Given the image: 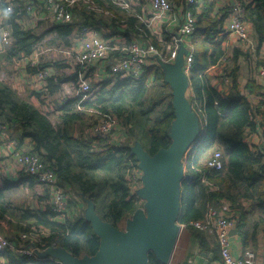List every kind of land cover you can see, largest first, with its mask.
I'll use <instances>...</instances> for the list:
<instances>
[{
	"label": "trees",
	"instance_id": "trees-1",
	"mask_svg": "<svg viewBox=\"0 0 264 264\" xmlns=\"http://www.w3.org/2000/svg\"><path fill=\"white\" fill-rule=\"evenodd\" d=\"M98 1L109 3V0ZM171 1L177 4L183 2ZM202 1L206 3L205 0ZM252 1L253 6H244L243 15L245 13V18L254 24L258 39L262 42L264 0ZM114 11L121 20L126 21L124 25L136 30V18L120 14L118 10ZM202 16H197V26ZM14 17L16 11L7 19L11 23L13 42L5 53H0V68L3 61L14 64L16 59L31 54L46 33L50 35L49 44L58 40L59 44L67 46L68 36L75 26L74 23L56 25L39 35L36 34V28H23L14 22ZM85 17L88 19L86 14ZM202 34L206 36L202 37ZM209 35L208 31H198V27L194 35L199 37L201 43L200 48L194 51L195 60L189 79L191 96L197 99L193 108L196 114L200 113L201 118L197 114L200 122L199 133L186 151L187 155L191 152L184 161V176L180 185L181 207L177 222L187 223L201 219L209 205L217 207L218 203L225 201L234 205V214L241 218L238 217L237 228L240 226L242 236L248 239L249 230H246V222L244 223L247 212L242 209L241 200H253L262 209V214L256 217L251 229L255 230L257 226L264 225V145L253 148L248 141L253 132L264 134L263 127L262 131L259 130L257 118L259 108L264 109V93H255L257 85L254 81L248 82L247 90L238 89L240 67L237 57L240 52L237 48L233 49L232 60L225 66V74L217 77V80H223L226 76L229 79L228 85L225 89L215 86L204 71L209 65L219 63L226 52L220 40L215 41ZM260 64L264 66V60ZM50 65L57 69L45 79V91L51 97L60 91L62 82L76 81L80 66L73 73L66 74V63H51L40 59L37 66L27 65L25 68L33 74L39 68ZM150 84L164 85L160 67L147 68L138 79L118 76L108 78L100 83L91 97L83 98L78 95L58 106L55 109L57 122H53L49 113L41 112L30 102L29 97H22L11 85L0 79V117L9 126L18 128L20 142L24 138L30 139L35 152L51 164L61 183L74 187L84 201L85 198L93 201L95 212L100 218L118 228L127 218L143 208L140 199L128 198L127 174L136 166L129 146L138 141L144 147L139 132L147 137L148 144L144 148L151 155L170 144L169 131L174 119L171 100L163 104L159 99V92L152 93L149 98L147 91ZM30 93L32 96L42 95L36 91ZM248 95H259L261 99L253 104ZM75 101L76 106L72 107L71 104ZM104 116H114L123 125L127 134L124 145L109 147L99 139L86 137L82 129L78 130L80 135L75 134V125L87 127ZM217 146L222 148L224 166L221 170L206 166L207 160L216 150L213 148ZM55 216L54 212L42 207L31 209L12 205L0 188V218L14 227L16 235L29 231L33 225L43 230V235L36 242L41 249L63 248L76 257L96 253L99 237L85 220L84 212L79 217L61 221L56 220ZM187 228L205 249L207 236L213 235L192 227ZM214 239L216 240L215 237ZM214 239L211 251L216 256L219 244ZM5 255L6 259L11 260L9 264H62L54 257H46L40 262L32 257L22 256L14 260L7 253ZM149 264L163 263L150 253Z\"/></svg>",
	"mask_w": 264,
	"mask_h": 264
},
{
	"label": "built area",
	"instance_id": "built-area-1",
	"mask_svg": "<svg viewBox=\"0 0 264 264\" xmlns=\"http://www.w3.org/2000/svg\"><path fill=\"white\" fill-rule=\"evenodd\" d=\"M196 2L197 0H183L180 4L171 0H109V3L98 0H0V9L11 6L13 12L16 11L14 22L27 29L42 27L41 33L56 25L75 24L68 36L70 43L65 46L68 48L61 50V62L67 64L64 69L66 74L73 73L77 66L80 68L76 81L62 82L57 98L47 99L46 104L56 109L78 95L83 98L91 97L100 83L108 78L118 76L138 79L147 68H161V63H172L180 47L184 48L182 69L189 79L195 60L191 40L197 31L193 13ZM113 9L118 10L120 14L136 18V30L124 25L126 21L121 20ZM243 11L244 7L240 3H233L227 30L240 41H247ZM7 19L0 15V46L5 50L13 42L11 23ZM57 51L58 49L51 46L42 47L40 42L31 54L16 59L15 63L17 66L22 63L25 67L37 66L43 56L54 57ZM47 60L51 63L58 61L48 58ZM229 61L225 56L220 60L223 64L221 77L225 74L224 69ZM220 62L217 64H221ZM25 67L19 70V75L30 77L34 91L44 92L46 77L55 73L53 66L39 68L33 74L27 72ZM258 72L260 77H264V66L260 67ZM228 82L229 79L225 76L222 83L226 85ZM8 129V123L1 121L0 188L2 180L12 166L19 173L35 180L33 195L40 198V207L55 213L56 220L83 215L85 201L80 193L57 179L54 168L35 152L28 139L20 142L17 137L8 134ZM82 131L86 137L99 139L113 148L124 145L127 139L125 128L114 116L101 117ZM75 134L80 135L78 132ZM206 166L221 170L224 166L222 152L214 150ZM127 178L128 198L140 199L143 204L144 200L137 194L142 185V171L137 167V163L128 172ZM177 224L179 232L192 227L216 238L220 259L214 264H255L252 252H247L242 257L232 254L230 232L236 230L239 219L227 213L225 209L209 205L201 219ZM41 235L43 230L33 225L29 231L16 235L14 230L8 231L6 225L0 223V254L7 253L14 260L25 256L42 262L45 258L38 254L45 249L36 244ZM6 262L10 263L11 260L7 259ZM261 264H264V259Z\"/></svg>",
	"mask_w": 264,
	"mask_h": 264
},
{
	"label": "water",
	"instance_id": "water-1",
	"mask_svg": "<svg viewBox=\"0 0 264 264\" xmlns=\"http://www.w3.org/2000/svg\"><path fill=\"white\" fill-rule=\"evenodd\" d=\"M184 48L180 47L172 63H161L163 81L170 87V144L149 154L135 141L129 146L137 167L142 171L138 196L143 209L125 220L121 230L102 220L93 201L85 198L84 218L99 237V248L93 255L76 257L63 248H48L38 255L54 257L62 264H149V254L168 264L179 233L177 218L181 207L180 185L184 176L182 157L199 133L200 122L188 99L189 79L182 69ZM232 234L236 230H232ZM197 260V261H196ZM208 264L203 254L193 264Z\"/></svg>",
	"mask_w": 264,
	"mask_h": 264
},
{
	"label": "crops",
	"instance_id": "crops-1",
	"mask_svg": "<svg viewBox=\"0 0 264 264\" xmlns=\"http://www.w3.org/2000/svg\"><path fill=\"white\" fill-rule=\"evenodd\" d=\"M205 2L206 3H203L202 0H197L196 6H194V13L196 19H198L197 16L199 15L201 16V14L203 15L197 26L198 31H201V29L203 33H206L208 31L210 33L209 36L212 37L213 40L215 41L220 40L221 45L226 52L224 56L229 58V60H232L233 49L237 48L239 50L240 53L237 57V60L240 67L239 70L240 74L238 77V84H239L238 89L240 91L247 90L246 88L248 82L254 81V83L257 85V88L255 89V93L256 94L264 93V77H260L258 72L260 67L262 66V64H260V61L264 60V41L262 42L259 41L258 35L255 31V26L253 23H251V21L245 18V13L243 15V21L246 24L247 31L254 34L253 41L251 40V45H252L251 48L255 47L254 54L248 55L249 53L242 51L243 47H247L249 49L248 46L244 45L245 41H240L239 39L235 38V36L231 35L227 30V23L229 21L230 9L233 3L238 2L244 7L248 4H250V6H253L254 5L253 1L252 0H205ZM228 39H231L233 41L230 44H234L230 47V50L227 49ZM6 50L5 48L0 46V53H5ZM250 58L255 60L254 70L252 69V65H249V67L247 66V62L251 61ZM244 59L246 61H244ZM3 63L8 64L5 61H3ZM9 65L15 66L17 64L14 62V64L11 63ZM53 70L56 71L57 69L53 68ZM251 70H253V72ZM222 71H223L222 63L217 65H209L206 70V73L211 77L212 82L215 84V86H217L218 89L226 88V85L217 84L216 82L217 77L221 76ZM31 88L32 89H30V91H34L33 87ZM57 94L50 97L47 95L46 91L42 92V95L46 99L50 98L51 100H55L54 98L57 96ZM248 98L251 99V102L253 104H256L261 99V96L256 95L255 97H251L248 95ZM31 100L36 106H45L44 104H41L40 100H38L34 96L31 97ZM46 106L49 107L48 109L53 110V113H55L54 108H51L48 104H46ZM257 118H258L259 130L262 131V127L264 128L263 108H259V110L257 111ZM1 121L4 120L0 117V122ZM10 129L17 130V134H19V130L17 127L10 126ZM10 129H8V134L18 138L16 134L10 133ZM25 140H27L28 143L32 145L29 138H24L21 142ZM248 141L250 145L253 146V148L255 146H262L264 145V134L253 132L249 135ZM1 147L2 144L0 142V148ZM34 186H35V180L32 177L19 173L14 167L11 166L10 170H8L6 176L2 180L1 190L3 191L6 198L8 192H10L13 189L17 190V194L18 195L20 194L19 196L22 197L23 202L21 203V205H14V206L38 209L41 206L39 203L40 198H37L33 195ZM217 205L218 208H223L227 213L235 215L234 212L236 211V209L230 210L228 207L229 204H227L225 201H221ZM241 207L244 211L247 212L244 223L246 222L245 228L246 230L247 229L249 230V235H248V239H244V237L240 232L241 230L240 226L236 228V233L232 234L231 231L230 232L231 252L234 256L237 257H242L247 252H252L255 256V264H261V261L264 259V225L257 226L255 230H252L251 226L255 222L256 217L262 214V209L260 208L258 203L253 200H241ZM236 216L237 218L239 217L238 215ZM213 239H214L213 236L212 237L207 236L206 244L204 246L205 249H203L200 242H198L193 238V235L189 228L182 229L177 235L176 241L174 243L171 252L170 259L171 257L174 258V262L172 263L193 264L195 256L197 255L201 256L203 254V256L209 260L208 264H214V262H217L220 259V250L218 254H216V256L211 251V249H213ZM6 258L7 256L5 255V253L0 254V264H5V261L7 260ZM189 260H191V262H188Z\"/></svg>",
	"mask_w": 264,
	"mask_h": 264
},
{
	"label": "rangeland",
	"instance_id": "rangeland-1",
	"mask_svg": "<svg viewBox=\"0 0 264 264\" xmlns=\"http://www.w3.org/2000/svg\"><path fill=\"white\" fill-rule=\"evenodd\" d=\"M245 27H246V24H245ZM41 32H42V27H39V28L36 29V34L40 35ZM246 34H247L248 40L245 41L244 45L248 46L249 49L247 47H243V48L241 47L242 51H245V52L249 53L248 55L254 54L255 53V51H254L255 47L251 48V46H252L251 45V40L253 41L254 34H252L249 31H247V27H246ZM204 36H206V34H202V37H204ZM49 41H50V35H49V33H46L45 37L41 41L42 42V47L51 46L53 48L58 49V51H57V53H55L56 55H54V57H52V56H43L42 61H48L47 58L48 59H56L58 61H63L61 50L63 48H68V47H65L66 45H64V44H59L58 40H57V42L51 41L50 44H49ZM191 41H192V43H191L192 50L193 51L197 50L199 45H200V43H201V40L199 39V37L194 36ZM231 42H233V41L231 39H228V46H227L228 50H230V47L232 45H234V44H230ZM69 43H70V40H68V44ZM250 60H251L250 62H247V66L249 67V65H252V69L254 70L255 69V67H254L255 60H253L251 58H250ZM244 61H246V60L244 59ZM247 61H248V59H247ZM24 67H25L24 63H22V65H19V66H17V65L14 66V65H9V64L3 63V66H1V68H0V79L5 81L9 85H11L22 97H29L30 102H33L31 100L32 95L30 93V89H32L31 87H33V83H29L30 78L22 77V76L19 75V70L24 68ZM253 70H251V71L253 72ZM205 73H206V71H205ZM216 82H217V84H223L222 80H220V78L218 80H216ZM151 84L148 85L149 89L147 91V94H149L148 95L149 98L152 97V93L159 92L160 93L159 99H161L163 101V104H166V103H168L171 100L170 87H169L168 84H166V83H164V85L157 84V86H155V85L151 86ZM227 85H228V83L226 84V86ZM218 87H221V86H218ZM187 95H188V99H189V101L191 103V107L194 110L193 105L196 104L197 99H196V97L191 96L192 95V90H191L190 87H189V89L187 91ZM34 97L37 98L38 100H40L41 104L45 105V106H37V108L43 113H49L50 119L53 122H57L56 114L53 113V110L48 109L49 107L46 106L47 99L43 95L34 96ZM56 98H57V96L54 99H56ZM76 103H77V101L73 102L71 104V106L75 107ZM197 114H198L199 118H201L200 113H197ZM85 127H86V125H83V126H81L79 124L75 125V127H74L75 133H77V132L79 133L78 130H81V129L83 130ZM74 129H73V131H74ZM10 133H14V134L17 135V130L10 129ZM138 135H140V138L144 141V143H143L144 147H147V144H148L147 143V137L144 136L142 132H139ZM213 149H218V150H220L222 152V148H220L219 146L214 147ZM190 152L191 151H189L188 155H187V152H186L185 155L183 156V158L181 160V165L182 166H184V161L186 160V156H187V159H188V156L190 155ZM19 195L17 194V190L13 189V190H11L10 192L7 193V199L13 205H21V203L23 202V199ZM227 204H229L228 207H229L230 210H235L234 205H231L229 202ZM234 216L237 218L236 215H234ZM0 223L5 224L7 229H8V231L14 230V227H11L10 224L6 220L0 218ZM124 226H125V223H121L118 228L122 230L124 228ZM172 262H174V258L173 257H171L169 263L172 264ZM5 264H8V263L5 261Z\"/></svg>",
	"mask_w": 264,
	"mask_h": 264
},
{
	"label": "clouds",
	"instance_id": "clouds-1",
	"mask_svg": "<svg viewBox=\"0 0 264 264\" xmlns=\"http://www.w3.org/2000/svg\"><path fill=\"white\" fill-rule=\"evenodd\" d=\"M13 14V9L11 6L5 7L3 9H0V15H2L4 18H8Z\"/></svg>",
	"mask_w": 264,
	"mask_h": 264
}]
</instances>
